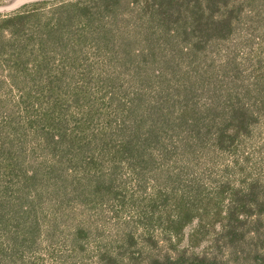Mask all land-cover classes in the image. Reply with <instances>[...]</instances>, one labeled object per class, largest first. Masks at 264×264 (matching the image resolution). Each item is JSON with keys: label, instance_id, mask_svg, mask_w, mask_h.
Instances as JSON below:
<instances>
[{"label": "trees", "instance_id": "obj_1", "mask_svg": "<svg viewBox=\"0 0 264 264\" xmlns=\"http://www.w3.org/2000/svg\"><path fill=\"white\" fill-rule=\"evenodd\" d=\"M0 264H264V0L0 13Z\"/></svg>", "mask_w": 264, "mask_h": 264}, {"label": "water", "instance_id": "obj_2", "mask_svg": "<svg viewBox=\"0 0 264 264\" xmlns=\"http://www.w3.org/2000/svg\"><path fill=\"white\" fill-rule=\"evenodd\" d=\"M42 1H54V0H14L9 4L0 6V13H11L15 12L26 5L42 2Z\"/></svg>", "mask_w": 264, "mask_h": 264}, {"label": "rangeland", "instance_id": "obj_3", "mask_svg": "<svg viewBox=\"0 0 264 264\" xmlns=\"http://www.w3.org/2000/svg\"><path fill=\"white\" fill-rule=\"evenodd\" d=\"M12 1H14V0L5 1L4 3H1L0 5H6V4H9V3H11Z\"/></svg>", "mask_w": 264, "mask_h": 264}]
</instances>
